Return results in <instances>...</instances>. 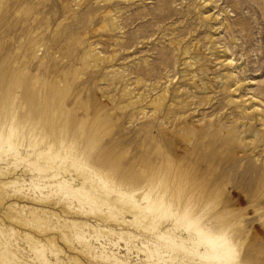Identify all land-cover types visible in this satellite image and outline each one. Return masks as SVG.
Returning a JSON list of instances; mask_svg holds the SVG:
<instances>
[{
  "label": "rangeland",
  "instance_id": "rangeland-1",
  "mask_svg": "<svg viewBox=\"0 0 264 264\" xmlns=\"http://www.w3.org/2000/svg\"><path fill=\"white\" fill-rule=\"evenodd\" d=\"M0 4V62L17 61L20 80L37 88L38 108L49 96L71 109L62 120L81 119L86 105L96 100L101 115L111 116V131L99 152L123 153L137 175L143 174L144 156L165 168L168 163L184 166L206 180L218 177L227 191L243 177L247 189L254 168L264 169V0ZM28 100L27 91L21 112ZM30 128L24 127L28 134L19 143L22 161L0 155V260L38 264L37 252L44 251L53 264H107L95 254L104 242L130 264H140L145 253L138 248L155 243L141 220L155 219L154 212L142 203L132 214L112 190L110 201L124 212L122 221L105 209H80L60 191L43 189L34 166L48 163L47 136L53 127ZM204 156L211 160L201 161ZM62 161L58 158L56 167ZM61 175L91 191L73 170ZM223 209L221 203L212 212ZM228 211L252 219L238 225L244 236L232 243L240 264H264V189L249 202L232 195ZM158 228L187 238L186 229L173 222ZM89 234L99 238L93 253L82 241ZM129 234L136 235L138 246L130 252L125 246ZM199 247L205 251L204 243Z\"/></svg>",
  "mask_w": 264,
  "mask_h": 264
},
{
  "label": "bare ground",
  "instance_id": "bare-ground-1",
  "mask_svg": "<svg viewBox=\"0 0 264 264\" xmlns=\"http://www.w3.org/2000/svg\"><path fill=\"white\" fill-rule=\"evenodd\" d=\"M20 74L17 61L2 59L0 62V155L2 158L22 161L19 143L24 142L28 134L24 127L30 125L29 131H31L36 127L43 130L45 125H49L53 128L47 136L51 143L47 152L48 163L44 168L34 164L40 172L39 180L43 189L60 191L70 203L76 201L80 209L101 211L105 209L108 211L105 214L110 217L117 214L122 221H126L124 212L110 201L109 192L112 190L120 193L118 201L122 206L128 204L132 214H135V209L142 203L146 204L144 208L154 212L155 219L141 221L144 229L150 228L153 231L155 243L140 250L136 245V235L129 234L125 241L129 252L138 248V252L145 253V259H141L138 263L240 264L238 250L232 243L235 239L244 236L239 233L241 230L238 225L242 221L250 222L252 219L249 217L243 219L240 214L228 211V208L232 204V195H237L241 201L249 202L256 199L258 190L264 189V169L256 166L248 188H244L243 177L231 186L232 191H227L225 183L217 181L218 177L206 180L205 176L200 177L199 171L194 174L177 164L170 166L168 163L165 168L163 165L154 164L152 157L149 156L142 158L143 174L137 175L136 171L134 172V165L131 162H124L123 153L114 156L113 151L99 152L103 136L111 131H108L111 126V116L101 115L99 108L101 105L96 100L86 105L81 119L62 120L61 115L68 113L70 116L72 110L49 96L41 108H38L35 99L37 88L34 84L26 86L20 80ZM27 91L30 100L22 103L27 109L21 112L18 107L21 106L20 102ZM161 106L162 103L158 105L159 108ZM44 135L46 136V132ZM58 158L63 161L56 167ZM69 158L72 163L67 162ZM200 160L211 159L204 156ZM72 170L78 176L85 178L84 184L89 185L91 191H87L85 186H74L61 175V172L69 175ZM126 188H133L138 192V196L131 191L127 193ZM2 194L1 191L0 195ZM127 195L130 197L128 200H126ZM221 203L224 209L212 212ZM67 210L68 207L64 206V211ZM164 221L173 222L176 227L183 226L187 238L162 232L158 225ZM0 239L3 241V237L0 236ZM94 240L99 241V238L92 234L84 235L82 238L86 250L91 253L95 250ZM4 242L5 245L8 244L5 240ZM202 243L205 245V251L200 250L199 245ZM106 244L100 243L102 250L95 253L96 258L107 264H130L127 258H122L113 251L114 245L108 244V247ZM37 255L40 257L38 264H53L44 251L37 252ZM0 264L12 263L7 259L5 262L0 260Z\"/></svg>",
  "mask_w": 264,
  "mask_h": 264
}]
</instances>
